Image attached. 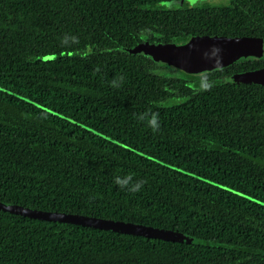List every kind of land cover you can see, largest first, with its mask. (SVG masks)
<instances>
[{
  "label": "trees",
  "instance_id": "trees-1",
  "mask_svg": "<svg viewBox=\"0 0 264 264\" xmlns=\"http://www.w3.org/2000/svg\"><path fill=\"white\" fill-rule=\"evenodd\" d=\"M187 1L0 0V202L209 244L0 211V264H264V86L216 81L264 57L189 74L132 51L264 38V0H233L212 25ZM127 175L146 183H114Z\"/></svg>",
  "mask_w": 264,
  "mask_h": 264
},
{
  "label": "water",
  "instance_id": "water-1",
  "mask_svg": "<svg viewBox=\"0 0 264 264\" xmlns=\"http://www.w3.org/2000/svg\"><path fill=\"white\" fill-rule=\"evenodd\" d=\"M213 46L219 49L218 53L213 52ZM263 46V38H230L214 35L194 36L188 43L181 46H153L149 44H141L134 47L132 51L135 53L151 55L154 59L166 62L169 66L176 69L189 73H198L205 70H212L214 68H221L230 65L237 60H246L249 57H261ZM216 61H219V63ZM256 73L261 76L259 81L255 83H247L246 80H244V77ZM227 81L238 84L243 83L264 86V68L235 74ZM0 211L32 219L76 224L87 228L160 239L164 241L186 244H209L178 231L121 220L104 219L80 214L42 211L4 202H0Z\"/></svg>",
  "mask_w": 264,
  "mask_h": 264
},
{
  "label": "flooded vegetation",
  "instance_id": "flooded-vegetation-1",
  "mask_svg": "<svg viewBox=\"0 0 264 264\" xmlns=\"http://www.w3.org/2000/svg\"><path fill=\"white\" fill-rule=\"evenodd\" d=\"M232 1L233 0H188L184 4L183 8L185 10H190L192 8H199V7H201V8L204 9L202 11H205V15L207 17V20L203 22L204 25H206V24L207 25H210V24L212 25V24H216V23H220L221 24V23H223V20L228 17V13H227L228 11H227V8L226 7L231 6L233 8V6H235V3H233ZM204 5H206V8L203 7ZM208 9H210L211 11H208ZM207 29L208 28H206L205 30H207ZM214 35H216V34L192 35L190 37L189 41L194 36H214ZM217 36L230 37V38H240V37H257V38H263L261 36H249V35H247V36H224V35H217ZM189 41H187L186 43H188ZM186 43H184V44H186ZM141 44H149V45H153V46H159L158 44H151L149 42H142L139 45H141ZM184 44H182V45H184ZM160 45H173V44H160ZM175 46H181V45H175ZM142 54H145V53H142ZM146 55H148V54H146ZM148 56H151V55H148ZM263 57H264V46H263V51H262L261 57H249L246 60H237L236 62H234V63H232L230 65L221 67V68H214L212 70H205V71L198 72V73H189V72H186V73H189V74H204V73H209V72H213V71H217V70H222V69L228 68L229 66H231L233 64H236V63H239L241 61L261 60V59H263ZM157 61H161V60H157ZM161 62H163V61H161ZM163 63H166V62H163ZM181 71H183V70H181ZM246 72H248V71H246ZM241 73H243V72H241ZM235 74H239V73H233L231 75L230 74H227V75H225L223 77H220L219 80L217 79L216 81H218V82L219 81L228 82L227 80H230L232 78V76L235 75ZM229 83H232V82H229ZM235 84H237V83H235Z\"/></svg>",
  "mask_w": 264,
  "mask_h": 264
},
{
  "label": "clouds",
  "instance_id": "clouds-1",
  "mask_svg": "<svg viewBox=\"0 0 264 264\" xmlns=\"http://www.w3.org/2000/svg\"><path fill=\"white\" fill-rule=\"evenodd\" d=\"M73 39L75 40V38H73ZM64 42L65 43L67 42V38H65ZM213 52L214 53H218L219 52V49L216 48L215 46H213ZM216 62L219 63V61H216ZM95 71L98 72L99 71V68H97ZM123 79L124 78L121 76L120 77V80L122 81ZM112 85L114 87H118L119 86L118 83H117V81H115V80L112 82ZM202 87H203L204 90H208L211 87V84L210 83H203L202 84ZM148 115L149 114L146 112L143 115H141L139 117V119L143 121V120H145L147 118ZM158 117H159V113H152L150 120H148V125L153 129V131H156V130L159 129ZM132 180H133L132 175H127V176H125L123 178L117 176L114 179V183L116 185H118L122 189L127 188V190L129 192H138V191H140V189L143 186V184L146 183V181L140 180V181H138V182H136L134 184H131V186H130V182Z\"/></svg>",
  "mask_w": 264,
  "mask_h": 264
},
{
  "label": "rangeland",
  "instance_id": "rangeland-1",
  "mask_svg": "<svg viewBox=\"0 0 264 264\" xmlns=\"http://www.w3.org/2000/svg\"><path fill=\"white\" fill-rule=\"evenodd\" d=\"M171 6V5H169ZM261 79V76L260 74H253V75H249V76H246L244 77V80H246L247 83H255L257 81H259Z\"/></svg>",
  "mask_w": 264,
  "mask_h": 264
}]
</instances>
